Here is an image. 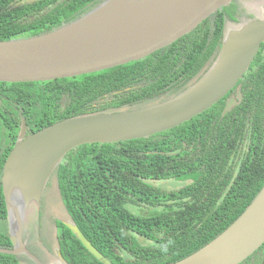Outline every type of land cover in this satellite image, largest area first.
<instances>
[{
    "label": "trees",
    "instance_id": "obj_1",
    "mask_svg": "<svg viewBox=\"0 0 264 264\" xmlns=\"http://www.w3.org/2000/svg\"><path fill=\"white\" fill-rule=\"evenodd\" d=\"M90 2L0 0V39L51 31L85 13ZM237 9L232 0L137 61L46 81H0V177L22 121L30 134L66 118L137 109L183 92L216 60L225 23L240 22ZM237 86L240 97L226 112L227 95L173 129L82 144L56 166L53 175L71 221L113 264L178 261L225 230L259 192L264 184V43ZM160 181L181 185H155ZM5 218L0 181V220ZM53 221L67 264H103L63 222ZM0 247L11 248L6 226L0 228ZM21 256L0 252V264H20ZM238 264H264V243Z\"/></svg>",
    "mask_w": 264,
    "mask_h": 264
},
{
    "label": "water",
    "instance_id": "obj_2",
    "mask_svg": "<svg viewBox=\"0 0 264 264\" xmlns=\"http://www.w3.org/2000/svg\"><path fill=\"white\" fill-rule=\"evenodd\" d=\"M232 0H103L90 11L42 34L0 39V81H46L97 72L137 61L192 31ZM264 43V6L259 19L224 32L209 69L180 94L137 109L104 110L66 118L25 134L22 121L0 177L11 248L43 264L23 242V205H38L48 179L65 154L82 144L112 143L173 129L223 98L249 68ZM238 97H240L238 92ZM236 102L228 97L226 112ZM22 202V204H21ZM65 225L103 264L71 220ZM264 243V184L245 210L219 235L171 264H238ZM59 261L67 264L57 247ZM20 264H28L22 260Z\"/></svg>",
    "mask_w": 264,
    "mask_h": 264
},
{
    "label": "rangeland",
    "instance_id": "obj_3",
    "mask_svg": "<svg viewBox=\"0 0 264 264\" xmlns=\"http://www.w3.org/2000/svg\"><path fill=\"white\" fill-rule=\"evenodd\" d=\"M235 3L238 8L237 14L240 18V22L235 23L233 21H227L225 23V32L230 29L238 28L240 23L246 22L248 19H259L262 16L264 0H235ZM93 8L94 6L85 11V13ZM122 109L125 110V108ZM155 185L170 189L176 187L175 185L180 186L181 184L160 181L156 182ZM22 209L25 221V232L27 231V226H31L33 229H35L34 234H30L31 237L38 236L40 240V243L36 244L35 239L33 238L32 241L27 244L31 250L29 251L44 260L45 264L51 263L53 261H59L55 253L57 249V240L56 228L55 224L53 223V219H58L63 222H70L71 219L62 203L57 186V180L54 175H51V177L48 179L38 205L33 201H26ZM139 212L143 213L144 211ZM5 226L6 230L8 231V223L6 218L4 220H0V228H4ZM36 227L38 233H36ZM45 251H48V253L46 254Z\"/></svg>",
    "mask_w": 264,
    "mask_h": 264
},
{
    "label": "flooded vegetation",
    "instance_id": "obj_4",
    "mask_svg": "<svg viewBox=\"0 0 264 264\" xmlns=\"http://www.w3.org/2000/svg\"><path fill=\"white\" fill-rule=\"evenodd\" d=\"M103 0H91V2L87 5V6H97L100 2H102ZM96 2V3H95ZM237 84H238V82L236 83V85L225 95L226 96V99H225V104H226V101H227V99H228V97H234L235 98V100H236V98L238 97V92H239V95H240V91H239V87L237 86ZM236 103V102H235ZM234 103V104H235ZM225 104H224V106H225ZM233 104V105H234ZM232 105V106H233ZM26 131V130H25ZM26 134V133H25ZM53 176V175H52ZM39 211H40V209H39ZM35 217V216H34ZM54 220V219H53ZM58 220V219H57ZM61 222H63V221H61ZM54 223V222H53ZM64 224L66 223V222H63ZM55 224V223H54ZM34 230V231H33ZM34 232H35V229H33L31 226H27V231L25 232V230L23 231V242L25 243V245H26V248L28 249V250H30L29 249V246L27 245V244H29L30 243V241H32V239H33V237H34V239H35V242H36V244H39L40 243V240H39V238H38V236H32L31 237V235L30 234H34ZM28 233V234H27ZM36 233H38V230H37V227H36ZM43 247V246H42ZM31 251V250H30ZM49 251V250H48ZM48 251H45V253L47 254L48 253ZM19 255H23V254H19ZM36 256V255H35ZM37 257V256H36ZM43 264H45V262H44V260H42L41 258H39V257H37ZM20 260H22V261H24V262H26V263H28V264H33L32 262H31V260H29V258H27V256H21V259Z\"/></svg>",
    "mask_w": 264,
    "mask_h": 264
},
{
    "label": "clouds",
    "instance_id": "obj_5",
    "mask_svg": "<svg viewBox=\"0 0 264 264\" xmlns=\"http://www.w3.org/2000/svg\"><path fill=\"white\" fill-rule=\"evenodd\" d=\"M34 264V263H33Z\"/></svg>",
    "mask_w": 264,
    "mask_h": 264
}]
</instances>
